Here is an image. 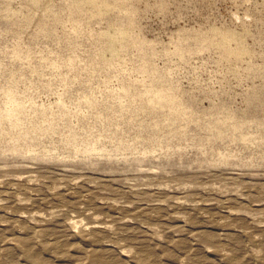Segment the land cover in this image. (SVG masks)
Here are the masks:
<instances>
[{"label":"rangeland","instance_id":"374dc122","mask_svg":"<svg viewBox=\"0 0 264 264\" xmlns=\"http://www.w3.org/2000/svg\"><path fill=\"white\" fill-rule=\"evenodd\" d=\"M0 264H264V0H0Z\"/></svg>","mask_w":264,"mask_h":264}]
</instances>
